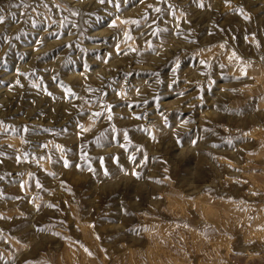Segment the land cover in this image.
<instances>
[{
	"label": "rangeland",
	"instance_id": "obj_1",
	"mask_svg": "<svg viewBox=\"0 0 264 264\" xmlns=\"http://www.w3.org/2000/svg\"><path fill=\"white\" fill-rule=\"evenodd\" d=\"M0 17V264H264V0Z\"/></svg>",
	"mask_w": 264,
	"mask_h": 264
},
{
	"label": "snow or ice",
	"instance_id": "obj_2",
	"mask_svg": "<svg viewBox=\"0 0 264 264\" xmlns=\"http://www.w3.org/2000/svg\"><path fill=\"white\" fill-rule=\"evenodd\" d=\"M2 19H3V18H2V17H0V21H2Z\"/></svg>",
	"mask_w": 264,
	"mask_h": 264
}]
</instances>
